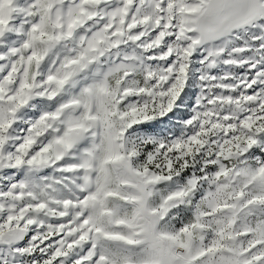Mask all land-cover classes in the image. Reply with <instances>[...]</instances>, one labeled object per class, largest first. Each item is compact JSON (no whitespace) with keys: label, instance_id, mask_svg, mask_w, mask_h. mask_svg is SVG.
I'll return each instance as SVG.
<instances>
[{"label":"snow or ice","instance_id":"6c2138e0","mask_svg":"<svg viewBox=\"0 0 264 264\" xmlns=\"http://www.w3.org/2000/svg\"><path fill=\"white\" fill-rule=\"evenodd\" d=\"M0 264H264V0H0Z\"/></svg>","mask_w":264,"mask_h":264}]
</instances>
